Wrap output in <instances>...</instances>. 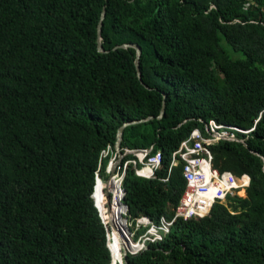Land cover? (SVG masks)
<instances>
[{
	"label": "trees",
	"instance_id": "1",
	"mask_svg": "<svg viewBox=\"0 0 264 264\" xmlns=\"http://www.w3.org/2000/svg\"><path fill=\"white\" fill-rule=\"evenodd\" d=\"M122 44L140 48L148 89ZM147 117L119 149L153 147L162 167L154 180L128 169L122 200L132 219L172 222L126 264H264V0H0V264H109L95 176L118 128ZM211 121L254 128L206 146L249 185L173 218L184 181L171 156Z\"/></svg>",
	"mask_w": 264,
	"mask_h": 264
},
{
	"label": "built area",
	"instance_id": "2",
	"mask_svg": "<svg viewBox=\"0 0 264 264\" xmlns=\"http://www.w3.org/2000/svg\"><path fill=\"white\" fill-rule=\"evenodd\" d=\"M254 128L241 131L230 125H217L213 121L205 125L207 138L193 130L172 154L170 168L181 167L184 188L173 209V218L183 220L207 215L216 202L225 201L235 190L246 188L249 178L242 175L235 178L230 173H220L212 167V155L206 149L220 141L242 143L237 134L249 135ZM109 147L102 153L108 157L104 176L96 173L91 199L104 228L105 248L109 264H123L124 257L133 256L146 249L147 243L162 239L168 233L172 220L161 217L158 222L147 216L130 218L123 202L122 187L125 172L131 169L134 176L154 180L162 167V156L153 147L148 150L127 151Z\"/></svg>",
	"mask_w": 264,
	"mask_h": 264
},
{
	"label": "water",
	"instance_id": "3",
	"mask_svg": "<svg viewBox=\"0 0 264 264\" xmlns=\"http://www.w3.org/2000/svg\"><path fill=\"white\" fill-rule=\"evenodd\" d=\"M104 1H106V0H104ZM104 14H105V8L103 7L102 13L100 15V22H99L98 27H97V50L100 53H104V50H103V47H102V44H101V32H102ZM128 47L133 48V50H134V55H135V58H134V69H135L136 78H137L139 84L144 89H148V87L141 81V75H140V72H139L140 48L137 45H135V44H122V45L115 46L113 49H115V48L124 49V48H128ZM162 96H163V99L166 98L165 94H162ZM164 111H165V102H163V104H162V109H161L160 115L157 117V119H161L163 117ZM153 119H154V117H147L145 119L123 123L118 128V130L116 132L114 148L116 150H118L119 145L121 143L122 132H123L125 127L131 126V125H137V124H140V123H144V122H147V121H151ZM123 264H126L125 257H124V263Z\"/></svg>",
	"mask_w": 264,
	"mask_h": 264
},
{
	"label": "rangeland",
	"instance_id": "4",
	"mask_svg": "<svg viewBox=\"0 0 264 264\" xmlns=\"http://www.w3.org/2000/svg\"><path fill=\"white\" fill-rule=\"evenodd\" d=\"M104 162H103V169H104ZM104 176V171L102 173V177ZM236 196L238 197H244V192L242 191V189L238 190L237 192L234 193ZM225 203V201H223V204Z\"/></svg>",
	"mask_w": 264,
	"mask_h": 264
},
{
	"label": "clouds",
	"instance_id": "5",
	"mask_svg": "<svg viewBox=\"0 0 264 264\" xmlns=\"http://www.w3.org/2000/svg\"><path fill=\"white\" fill-rule=\"evenodd\" d=\"M249 185V184H248ZM238 190H240V189H238ZM242 191H244V188L242 189ZM123 263H124V261H123Z\"/></svg>",
	"mask_w": 264,
	"mask_h": 264
},
{
	"label": "crops",
	"instance_id": "6",
	"mask_svg": "<svg viewBox=\"0 0 264 264\" xmlns=\"http://www.w3.org/2000/svg\"><path fill=\"white\" fill-rule=\"evenodd\" d=\"M244 192V191H243Z\"/></svg>",
	"mask_w": 264,
	"mask_h": 264
}]
</instances>
